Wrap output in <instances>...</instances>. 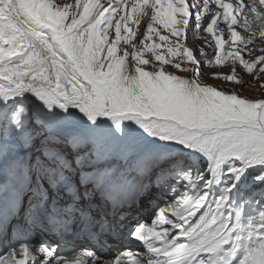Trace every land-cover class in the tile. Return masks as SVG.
<instances>
[{"label": "snow or ice", "instance_id": "snow-or-ice-1", "mask_svg": "<svg viewBox=\"0 0 264 264\" xmlns=\"http://www.w3.org/2000/svg\"><path fill=\"white\" fill-rule=\"evenodd\" d=\"M226 62L264 89V0H0V264H264V98Z\"/></svg>", "mask_w": 264, "mask_h": 264}, {"label": "rangeland", "instance_id": "rangeland-1", "mask_svg": "<svg viewBox=\"0 0 264 264\" xmlns=\"http://www.w3.org/2000/svg\"><path fill=\"white\" fill-rule=\"evenodd\" d=\"M61 3L66 4H75V0H60ZM205 37L206 34L202 31L198 34L195 32V29H190L188 33L187 46L193 49L197 58L200 57L199 48L204 47L205 52L211 53L212 49L205 46ZM210 39V37H208ZM231 71V66L227 62L223 66H213V67H203L202 72L204 73L205 80L204 82L217 87L220 90H224L227 92H236L241 96L256 99V98H264V89H259L260 81H254L251 87L242 88L239 85H235L234 83L223 82L218 78H211L212 73H223L229 74ZM238 75L242 77L243 80H249L250 77L243 74L242 70L238 69ZM178 75H183V73L177 72ZM147 216L150 215V212H146Z\"/></svg>", "mask_w": 264, "mask_h": 264}]
</instances>
